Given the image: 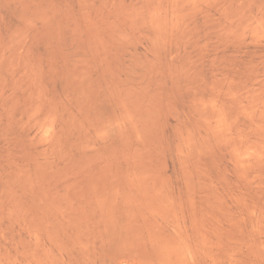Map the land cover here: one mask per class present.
<instances>
[{
  "label": "rangeland",
  "instance_id": "374dc122",
  "mask_svg": "<svg viewBox=\"0 0 264 264\" xmlns=\"http://www.w3.org/2000/svg\"><path fill=\"white\" fill-rule=\"evenodd\" d=\"M264 264V0H0V264Z\"/></svg>",
  "mask_w": 264,
  "mask_h": 264
},
{
  "label": "bare ground",
  "instance_id": "6f19581e",
  "mask_svg": "<svg viewBox=\"0 0 264 264\" xmlns=\"http://www.w3.org/2000/svg\"><path fill=\"white\" fill-rule=\"evenodd\" d=\"M123 264V263H122Z\"/></svg>",
  "mask_w": 264,
  "mask_h": 264
}]
</instances>
